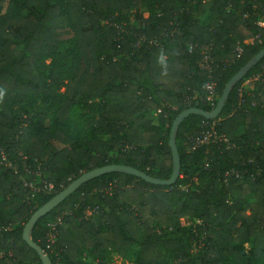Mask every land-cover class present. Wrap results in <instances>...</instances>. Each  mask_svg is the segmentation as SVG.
Here are the masks:
<instances>
[{
  "label": "trees",
  "instance_id": "trees-1",
  "mask_svg": "<svg viewBox=\"0 0 264 264\" xmlns=\"http://www.w3.org/2000/svg\"><path fill=\"white\" fill-rule=\"evenodd\" d=\"M260 21L264 0H0V147L17 167L0 162V264H43L23 238L25 224L84 172L124 164L170 178L174 119L216 107L230 78L264 47ZM206 55L214 107L205 100ZM46 102L55 106L51 122ZM77 111L75 134L69 121ZM215 118L235 146L191 149L200 123ZM215 118L191 114L180 124L174 185L119 172L93 178L38 220L34 242L53 264H111L110 250L133 264H264V58ZM20 152L55 191L30 198L23 178L33 175ZM231 169L240 175L227 184ZM59 215L50 250L48 223ZM204 231L207 247L194 253Z\"/></svg>",
  "mask_w": 264,
  "mask_h": 264
},
{
  "label": "water",
  "instance_id": "water-1",
  "mask_svg": "<svg viewBox=\"0 0 264 264\" xmlns=\"http://www.w3.org/2000/svg\"><path fill=\"white\" fill-rule=\"evenodd\" d=\"M262 58H264V47L230 78L218 100L216 107L213 110L207 111L201 108L191 107L182 111L180 114L176 116L171 126L170 139H169V144L171 147L172 157H173V172L170 178L158 179L132 166H128L124 164H110L84 172L83 174L75 178L73 181H71V183H69L63 190L58 192L48 202H46L39 209H37L25 224L23 230V238L32 248H34L37 251L38 255L42 260V263L53 264L48 253L41 246L35 243L32 238V230L41 217H44L47 214H49L56 206H58L61 202H63L66 198H68L83 183L110 172L130 174L142 178L143 180L153 184L168 185V186L174 185L177 182L179 175L181 173V160L176 142V135L180 124L187 116L191 114L202 115L205 118H209V119L218 117L222 112L225 102L230 96V93L233 90L234 86L238 82H240L248 74V72L262 60Z\"/></svg>",
  "mask_w": 264,
  "mask_h": 264
},
{
  "label": "built area",
  "instance_id": "built-area-1",
  "mask_svg": "<svg viewBox=\"0 0 264 264\" xmlns=\"http://www.w3.org/2000/svg\"><path fill=\"white\" fill-rule=\"evenodd\" d=\"M261 25H264V22L260 21L258 22ZM161 45V48L163 49V44H156ZM236 51H238V55H240L243 52V47L241 44H237ZM210 56L206 55L201 63L202 68L209 70V80L205 85L206 89V96L205 100L208 102L211 106L216 105V100L218 99L217 93H216V83L212 78L211 74V63H210ZM258 80V76L256 77H250L247 78L241 85L240 90L243 91L245 88L250 87V85L254 84V82ZM254 104V103H253ZM220 118H215L212 121H202L199 126V131L191 137L192 147L191 149H196L199 147H202L204 145H209L210 143H220L222 142L226 143L228 147L235 146L234 144H230L229 138H227L224 134H219L216 126L218 124V121ZM0 155L1 159L0 162L5 165L9 169H13L15 172L17 171V167L14 164V161L11 160L5 149L3 147H0ZM19 155L23 158V168L26 172L33 175V178L31 180H27L26 178H23L24 185L29 189L30 192V198H34L37 193L45 190L48 192L55 191V186L52 183H47L44 179L39 180V183H36V177L41 176L40 169L33 170L30 166V164L27 162V155L23 154L22 152L19 153ZM234 172L236 176H239V172L237 170L231 169L227 170L225 174L224 182L228 184V177L231 175V173ZM183 219V218H182ZM185 223H182L183 225L190 226L194 225V228L197 227V225H201L202 221L200 219H195V222L192 223V221L184 218L183 219ZM63 221V215H59L56 219L53 221H50L48 223V238H47V248L50 250L54 249L55 243L58 239V233H59V225ZM196 230V229H194ZM206 231L203 232V234L197 238L194 239L193 245H192V251L194 253L197 252V248L201 246L202 248L207 247V240H206ZM93 264H102L101 260H95Z\"/></svg>",
  "mask_w": 264,
  "mask_h": 264
},
{
  "label": "rangeland",
  "instance_id": "rangeland-1",
  "mask_svg": "<svg viewBox=\"0 0 264 264\" xmlns=\"http://www.w3.org/2000/svg\"><path fill=\"white\" fill-rule=\"evenodd\" d=\"M130 21L135 25V26H138L139 25V21H140V19L136 16V15H133V16H131V18H130ZM251 41V40H250ZM50 63H51V60L50 59H48L47 61H46V64L47 65H50ZM66 67H68V65L66 66ZM251 86V85H250ZM45 104V106H47V108H48V110H47V122H51L52 121V119H53V117H54V110H55V106L54 105H52V103H49V102H46V103H44ZM79 115V112L77 111L76 113H75V116H74V118H72L70 121H69V125H70V129H71V131L73 132V133H75V134H78L79 133V131H80V127H79V124H78V121H77V116ZM56 148L57 147H60V145L59 144H56V146H55ZM36 183H39V177H36ZM184 219V218H183ZM183 219H181V221H182V223H185V221L183 220ZM205 251V249L204 248H202L201 246H199L198 248H197V254L198 253H200V252H204ZM110 253H109V255H108V257H109V261H110V263L111 264H133L132 263V257H130V258H125L124 260H122V259H120L118 256L119 255H117L114 251H112V250H110L109 251ZM1 255V254H0ZM89 257H87V259H88ZM91 260V258H89L88 259V261H90ZM95 261V260H94Z\"/></svg>",
  "mask_w": 264,
  "mask_h": 264
},
{
  "label": "crops",
  "instance_id": "crops-1",
  "mask_svg": "<svg viewBox=\"0 0 264 264\" xmlns=\"http://www.w3.org/2000/svg\"><path fill=\"white\" fill-rule=\"evenodd\" d=\"M118 255V254H117ZM120 259L124 260L125 258L121 257V256H118Z\"/></svg>",
  "mask_w": 264,
  "mask_h": 264
}]
</instances>
